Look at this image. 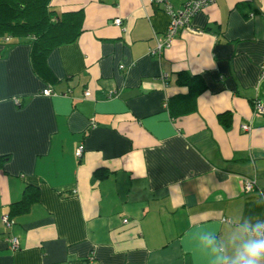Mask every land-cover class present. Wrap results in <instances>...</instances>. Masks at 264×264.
I'll return each instance as SVG.
<instances>
[{"label": "crops", "instance_id": "0c3cea01", "mask_svg": "<svg viewBox=\"0 0 264 264\" xmlns=\"http://www.w3.org/2000/svg\"><path fill=\"white\" fill-rule=\"evenodd\" d=\"M50 6L76 14V34L46 56L49 76L28 38H0V264H205L200 223L264 217V0H214L160 55L156 0ZM27 185L37 199L9 231Z\"/></svg>", "mask_w": 264, "mask_h": 264}, {"label": "trees", "instance_id": "16d2710c", "mask_svg": "<svg viewBox=\"0 0 264 264\" xmlns=\"http://www.w3.org/2000/svg\"><path fill=\"white\" fill-rule=\"evenodd\" d=\"M75 15L56 12L50 6V0H0V38L3 37L4 42L10 37L28 38L34 71L47 77L49 72L45 63L46 56L55 47L75 38ZM186 77L193 76L180 74L178 83H183ZM190 96L195 95L190 93ZM31 189V186L27 185L21 200L10 205V217H13L14 212L29 207L37 199L36 189Z\"/></svg>", "mask_w": 264, "mask_h": 264}, {"label": "clouds", "instance_id": "9594fccd", "mask_svg": "<svg viewBox=\"0 0 264 264\" xmlns=\"http://www.w3.org/2000/svg\"><path fill=\"white\" fill-rule=\"evenodd\" d=\"M190 246L205 264H264V217L200 223Z\"/></svg>", "mask_w": 264, "mask_h": 264}, {"label": "built area", "instance_id": "2783aa9c", "mask_svg": "<svg viewBox=\"0 0 264 264\" xmlns=\"http://www.w3.org/2000/svg\"><path fill=\"white\" fill-rule=\"evenodd\" d=\"M158 3L161 4L162 9L168 14L169 16V23L167 29L163 36H156V47L152 50V54L160 55L165 48H168L172 45V42L180 31H188L193 33L201 32L199 28L192 26V18L193 16L199 12L200 10L204 9L206 6L210 5L214 2V0H186L180 8H174L171 3L167 0H156ZM114 23L117 25L121 24V18H116ZM124 67L123 65L120 68ZM164 77V76H163ZM162 77V79H163ZM260 78L264 80V61L260 65ZM165 80V78H164ZM42 93L44 95L53 94V91L50 86L43 89ZM85 96L90 95L89 90L84 91ZM254 113L260 114L264 112L263 105L258 101H254ZM249 125H242L243 130H249ZM83 154V146L79 145L76 148L75 156L77 158H81ZM255 188V182L252 179H246L243 184V191L249 192ZM1 222L6 227L7 230H11L14 225V220L12 217L9 216L8 213H5L1 216ZM9 247L12 250L18 248V241L17 238L13 235H8L7 237Z\"/></svg>", "mask_w": 264, "mask_h": 264}]
</instances>
